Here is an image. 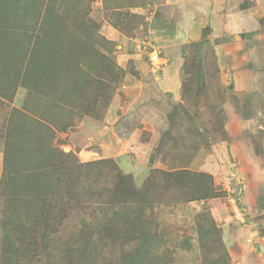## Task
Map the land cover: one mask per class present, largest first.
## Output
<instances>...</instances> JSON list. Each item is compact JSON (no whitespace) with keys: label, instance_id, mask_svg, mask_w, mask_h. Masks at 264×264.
I'll list each match as a JSON object with an SVG mask.
<instances>
[{"label":"rangeland","instance_id":"1","mask_svg":"<svg viewBox=\"0 0 264 264\" xmlns=\"http://www.w3.org/2000/svg\"><path fill=\"white\" fill-rule=\"evenodd\" d=\"M53 2L61 17L73 25L63 50L71 56L74 40L81 39V46H88L92 55L85 58L81 48L75 51L80 52L76 61L85 71H68L66 79L63 75L60 80L83 83L94 77L95 83L104 78L101 56L115 66L108 69L111 87L96 102L91 82L87 96L81 95L84 90L75 93L78 112L81 106L87 110L95 105L93 117L92 111L82 110L80 117L72 110L64 112L61 126H73L64 132L54 130L53 148L77 152L81 162L93 153L91 162L101 160L98 156H117L115 163L132 175L138 188L155 169L212 176L218 197L206 201H191L187 194L194 189L169 191L163 179L158 181L154 190L161 203L148 207L144 217L146 229L156 234L155 240H162L152 264H264L260 241L264 240V0ZM78 23L84 29L76 28ZM33 25L19 23L18 38L8 40L13 48L11 65L27 70L20 80L18 69L0 70L7 91L16 90L12 101L0 100L6 103L0 111V128L7 125L13 109L44 120L40 117L44 105L35 100L31 73L34 65L44 61L52 68L54 53L42 41L37 61L29 58L26 51L35 42ZM39 26L35 32L45 37L59 33L50 24ZM170 70L177 88L169 86L173 77H165ZM49 72L52 75V69ZM27 78L24 87L21 80ZM62 84V90L44 98V104L64 94L69 83ZM119 189V180L111 176L107 164L96 170L85 167L75 189L63 184L53 188L45 205L9 200L0 189V264H46L41 239L26 236L53 223L57 232L50 231L48 240L59 253L54 258L59 264H83L85 247L93 250L94 264H128L125 255L137 247L127 241L131 237L101 234L84 239L81 232L86 225L95 226L96 211L118 200Z\"/></svg>","mask_w":264,"mask_h":264},{"label":"trees","instance_id":"2","mask_svg":"<svg viewBox=\"0 0 264 264\" xmlns=\"http://www.w3.org/2000/svg\"><path fill=\"white\" fill-rule=\"evenodd\" d=\"M17 3L18 8L16 10L19 14V23L21 24L24 22L26 25L27 23L29 25V22L31 21L34 24L31 29V35L34 36L35 42H33V46L31 47L32 49L28 48L26 51L29 54V58L33 60V62L37 61V57L40 55L38 45L44 44L42 41H46L45 47L48 45L54 54L52 55V61H50L52 68L45 66L47 63L46 61H44L45 63L42 65L39 64V66L36 62L37 65L33 66L31 73L32 77H34L32 84H35V88L33 87L36 92L35 100L40 104L43 102L44 105V111L40 116L44 120L41 121L35 118H30L25 114V112L13 109L8 118L7 125L0 128V145L3 143L5 146L3 150V173L0 182L2 195L5 198L7 197L9 200L21 199L22 202L24 200V202L26 201L27 203L31 202L37 205L38 203H41L42 205H45L46 199L49 198V196L52 194V191H54L53 188L63 184L75 189V186L78 185V176L80 175V172L85 169V167H92V169L94 168V170H96L99 168V166L107 164L110 167L111 176L114 179L119 180L120 183V194L118 195V200L112 204H109L107 208L105 206L98 212L96 211L95 216L97 221L95 226L92 227L91 225H86L81 231L82 236L84 239L87 235H94V238H99L101 234H109L110 237L117 236L119 238L131 237V240L127 241L136 243L137 247L134 248V250L129 254H126L127 252L125 253V257L127 258L124 261H126L128 264H152V260L153 263H155L156 254L154 251L159 247V244L162 242V240H159L160 238L155 240L156 234H152L146 229L147 222L145 221L144 217L147 214L146 211L148 207L152 208L157 202L161 203V201L157 198L159 197V193L154 190L158 181L163 179L162 181L164 184L166 183V187L169 191H179L182 189L187 190L188 192V190L194 189L190 194H187L189 195L190 200L206 201L218 197L212 176L207 173H193L187 170L166 171L155 169L149 171V177L146 179L144 185L138 188L134 184L132 175L124 174L117 166L115 159L113 158H99L101 160L81 162L77 156V152H66L60 149H54L52 146L54 130L64 132L68 127L73 126V123L65 124L63 127L61 126L59 120L62 114L72 110L74 112V116L77 113V115L80 117L83 114L82 110H85V107L81 106L78 112L76 107L78 100L77 97L74 96L75 93L77 94L79 91H85L89 87L87 85H89L91 82L90 84H95L93 96L96 102V99L98 100L100 97L104 96L105 93L103 92L107 88L111 87L107 78H109V70L112 71L111 68H115V66L109 60H107L106 57L101 56L99 58L102 60L101 63L104 65L100 64V67L102 71L105 72V74L102 75L104 78L96 79L95 83L92 82L94 77L91 79L87 78L83 83L77 82V80H74L73 83L72 81L70 82V80H65L66 76L64 74H67L68 71H76L81 73L85 71L83 68L85 66L76 61L80 58V52L75 51L80 50L81 48L83 52L82 54L85 55V58L87 55H89L88 57L92 58L89 47H82L81 39H79V42L78 40H74V44L72 46L73 53L71 56H69L67 52L63 50L66 43L64 40L67 39L68 36L70 37L73 33V30H69V26L73 25L69 23L68 18L65 20L61 17L59 11L57 12L58 8L55 6L56 4H53V0H17ZM10 8L11 3L7 2V0H4L2 3H0V9L5 15L10 11ZM12 12H15L14 8ZM40 23L41 26L50 24V26L58 28L59 33L48 34L47 37L37 34V28ZM77 27L81 29L85 27V25L78 23L76 28ZM23 35H27V33L24 32ZM73 37L75 38V34ZM58 41L59 43H57ZM105 42L110 44L114 43L112 40H105ZM28 43L31 44L32 42L29 41ZM20 56L22 63L25 64L26 59L24 55L22 54ZM70 59H73V62L70 65H67L69 62H71ZM29 60L27 61L29 62ZM67 60L68 63L66 62ZM19 67L20 66L18 65V68L13 69H18V76L20 80V75L24 74L23 71L27 69L24 70V68ZM51 69L52 75H50L49 72ZM7 75H10V73L7 72ZM63 75L65 76V79L60 80L61 76ZM45 79H47V82L44 84L43 81ZM52 79L54 81L51 84ZM23 80L24 79L21 80V85L25 87L27 81L29 82L30 80L27 78V80L25 79L24 83ZM66 82L69 84H66ZM4 83V81H0V98L3 97L8 100V102L12 101L16 90L14 89L13 91L12 88L11 92L7 91ZM62 83H65V87H68L67 90H64V94L62 96L60 95L61 97L59 96V98H57L53 103L50 102L48 105L44 104V98L51 97V93L56 94V92H58L60 89L62 90ZM19 84L20 82L17 83L14 88H17ZM81 95L87 96V92L85 91V93ZM3 103V101H0V111L6 106V103H4L5 106ZM97 104L98 102L96 105ZM95 108L96 106L94 105V108L91 106L85 111L86 113L92 111L90 115L93 117ZM2 139H6V141L1 142ZM95 154L96 153H93V155ZM93 155H87V157H95ZM49 174H52L53 177H50ZM56 174L58 175L57 179L55 178ZM32 195H34L36 198H32ZM135 205H137L138 208ZM70 208L71 207L69 205L68 211ZM51 209L52 207L49 206V213H51ZM99 213L101 215H99ZM36 216H39V213H37ZM66 218L68 219V214L65 216V219ZM34 220H37L38 222L40 221L38 218ZM37 221L34 223H37ZM53 225L54 223L51 226H46V224H44L45 227L41 230V232L35 229L26 236L28 239L30 236L33 240H37L38 237L41 239L42 248L47 254L46 264H59L56 259H54L55 257H57V259L59 258V253L56 252L55 249H52L51 241L48 240V238H51L50 231L57 232V229L54 228L55 225ZM214 227L216 226L212 222V228L215 229ZM124 229L126 230L125 232ZM201 233L202 239H205L206 230H202ZM96 234L99 235L97 236ZM202 245H205V240H202ZM31 248L33 249L34 246ZM71 250H73V248H71L70 251ZM83 252L85 254L83 264H94L95 257L93 256V250L91 248L85 247ZM5 258L8 260V257L5 256ZM120 264L126 263L122 262Z\"/></svg>","mask_w":264,"mask_h":264},{"label":"crops","instance_id":"3","mask_svg":"<svg viewBox=\"0 0 264 264\" xmlns=\"http://www.w3.org/2000/svg\"><path fill=\"white\" fill-rule=\"evenodd\" d=\"M2 1H4V0H0V3H2ZM7 2L11 3L10 11L5 15L4 12L0 9V70L7 69V68L12 69L14 67V65H11V63H10L11 62L10 59L12 58L11 56L13 53V48L9 45V41H10L11 37L18 38V36H19L18 35L19 14L16 10L18 8L17 0H7ZM13 8H14L15 12H12ZM13 43H14L13 45L17 46L18 40L13 41ZM170 71L168 73H166L165 77H170V80L173 77V80L171 81L169 86L171 87V89L174 87L177 88L176 79L174 78V76H175L174 71L173 70L171 72ZM78 126L80 128H82V124H80ZM94 135H96V134H94ZM94 138H95V136H94ZM92 139H93V134H92ZM1 146L2 145H0V161H1L0 165L3 162V156H4V152H3L4 149L1 148ZM112 156H110V157L102 156L101 158H113L116 160L117 156H113V157ZM98 158H100V156H98ZM87 159H88V161L92 160V158H87ZM0 172L2 173V167L0 168ZM260 241L264 242V240H260Z\"/></svg>","mask_w":264,"mask_h":264},{"label":"built area","instance_id":"4","mask_svg":"<svg viewBox=\"0 0 264 264\" xmlns=\"http://www.w3.org/2000/svg\"><path fill=\"white\" fill-rule=\"evenodd\" d=\"M156 59H157V55H155ZM152 61V60H151Z\"/></svg>","mask_w":264,"mask_h":264}]
</instances>
